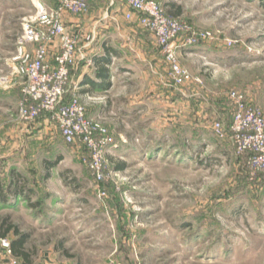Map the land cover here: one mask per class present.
Wrapping results in <instances>:
<instances>
[{
	"label": "rangeland",
	"instance_id": "1",
	"mask_svg": "<svg viewBox=\"0 0 264 264\" xmlns=\"http://www.w3.org/2000/svg\"><path fill=\"white\" fill-rule=\"evenodd\" d=\"M157 1L183 30L175 59L190 78L182 83L137 17H120L103 31L106 20L91 8L77 15L98 21L86 36L96 51L107 42L123 52L112 58L107 96L98 94L87 111L110 138L99 179L88 151L66 143L46 110L34 119L19 114L24 79L15 57L23 18L56 1L0 0V177L7 184L16 168L34 190L29 200L0 207V224L9 217L30 235L32 264H264V172L250 163L252 152L238 151L230 127L232 91L264 113V0ZM170 9L180 13L169 16ZM81 38L71 84L93 70L80 62ZM190 38L198 42L184 46ZM142 40L159 54L149 66L155 74L132 86V49ZM59 47L58 39L49 45L51 62ZM46 160L54 163L48 178ZM15 237L0 234V264H24L3 244Z\"/></svg>",
	"mask_w": 264,
	"mask_h": 264
},
{
	"label": "built area",
	"instance_id": "2",
	"mask_svg": "<svg viewBox=\"0 0 264 264\" xmlns=\"http://www.w3.org/2000/svg\"><path fill=\"white\" fill-rule=\"evenodd\" d=\"M56 6L49 8L37 4L34 14L23 18L22 33L18 36L16 73L24 79L19 114L22 118L34 119L41 110L51 113V118L59 126L61 135L68 144L84 147L89 156V165L99 179H103V164L110 138L101 120L90 119L87 115L89 105L101 97L81 94L73 86L72 96L67 99L71 66L79 61L77 48L80 36L71 30L65 14H85L90 10L89 0H55ZM129 10L125 17H137L141 25L152 30L163 54L170 64V75L178 83L189 79L190 74L175 59L179 45L178 35L182 28L177 20L166 15L165 7L157 0H127ZM206 37V36H205ZM59 40V52L54 62L49 60V45ZM196 43L190 38L183 45ZM35 48L30 50L29 46ZM235 110L231 124L232 136L239 152H252L250 163L264 171V113L250 104L246 94L236 90L230 93ZM218 135L225 136L224 125L215 122ZM4 247L11 253L10 243L3 240Z\"/></svg>",
	"mask_w": 264,
	"mask_h": 264
},
{
	"label": "crops",
	"instance_id": "3",
	"mask_svg": "<svg viewBox=\"0 0 264 264\" xmlns=\"http://www.w3.org/2000/svg\"><path fill=\"white\" fill-rule=\"evenodd\" d=\"M90 5L92 6V3L94 6H98L97 10L95 7H91L92 9L91 12L98 13L100 17H103V19L106 20V24L104 25L103 31H106L104 29H110L111 28L114 30L115 29V22L118 21L120 17H125L126 13L129 10V6L127 4V0H89ZM100 3V5L98 4ZM172 3V2H171ZM103 4V5H101ZM167 7V6H166ZM96 13V14H97ZM65 17L68 19L66 20L67 26L72 29L73 31L77 32L82 38L81 42H84L82 46L83 52L80 56V62L83 64V66L92 64L93 70L90 72L88 70H84L82 76H79L78 79H74V86L78 87V91L81 94H91L93 96H97L98 94L107 96V92L109 91H98L95 90L94 92L88 91L89 88L92 87L91 83H87L85 81L86 77H91L93 78L96 76V69L99 64V59L105 56V46L109 45L107 42L102 45L100 49L96 51L95 48L90 46V41L86 40V36L88 33L93 30L97 25L96 23L98 22H88L87 20L82 21L79 18H77V15L66 13ZM136 19V17H135ZM136 21V20H135ZM134 21V22H135ZM120 28V27H119ZM116 31L119 33H123L124 31L118 30L116 28ZM136 45V44H135ZM116 50L117 54L111 56V62L112 58H121L123 57V52L115 47L114 45L111 44ZM136 47V46H135ZM133 48V47H132ZM138 48V49H137ZM137 48L132 49V53L134 55L135 60H132V78H128L130 81V85L134 86L138 84L139 81L143 80L144 76H147L148 84L150 83V78L149 76H154V70H151L153 68V62L158 59V55L151 44L147 40H142L139 43H137ZM140 48V49H139ZM81 50V49H80ZM95 51V52H94ZM53 57V56H52ZM164 60V59H163ZM162 61V60H160ZM110 62V64H111ZM150 62L152 64H150ZM151 65V68L149 67ZM163 65V64H161ZM124 66V65H122ZM154 69V68H153ZM151 70V72H150ZM112 76V72H111ZM113 77V76H112ZM112 77H111V85H112ZM110 88V87H109ZM108 98V97H107ZM96 104V103H94ZM99 105H104V103H101Z\"/></svg>",
	"mask_w": 264,
	"mask_h": 264
},
{
	"label": "trees",
	"instance_id": "4",
	"mask_svg": "<svg viewBox=\"0 0 264 264\" xmlns=\"http://www.w3.org/2000/svg\"><path fill=\"white\" fill-rule=\"evenodd\" d=\"M170 5H172L173 7L175 3H171ZM167 13L169 14V16L178 15L180 11H177L175 13L172 11V9H170L169 11H167ZM136 21L138 22L137 19ZM197 42L198 41L196 40V43ZM104 50H105V56L99 59L98 61L99 64L96 69V73H95L96 76H94L93 78L91 77L85 78V81L87 83H91L92 85V87L89 88L88 91H91V92H94L95 90L106 91L111 86L112 76H111V70L109 67H110V62H111V56L116 55L117 50L111 45L105 46ZM74 79L75 77L73 78V80ZM70 80H71V76L69 77L68 92L66 94L67 99H69L73 93L74 83L72 82L71 84ZM233 108L235 110L234 104H233ZM234 110H233V113H234ZM46 113L48 115V118L51 117L50 112L46 111ZM233 113H232V121H233ZM141 127H142L141 124H137V126L135 127L136 132L139 131ZM130 135H133V134H130ZM249 157H250V154H249ZM45 163L47 164V168H48V172H47V178H48L51 175L49 170L51 169L54 163H51L48 160H46ZM124 166H125L124 163L123 164L120 163L117 165V168L123 169ZM33 194H34V190L28 186V179L26 175L22 173L21 171L17 170L16 168L11 169L10 174H9V182L7 184H5L2 178L0 177V207H7V205L11 203L10 202L11 198L22 197L25 200H29ZM12 231L16 235V237L11 240L10 246H11L12 255L18 259H23L24 264H32L30 251L26 247V244L30 238V235L27 233L20 232L17 226L9 222V217H5L1 221V224H0V234L2 235V237L6 238L8 234Z\"/></svg>",
	"mask_w": 264,
	"mask_h": 264
}]
</instances>
